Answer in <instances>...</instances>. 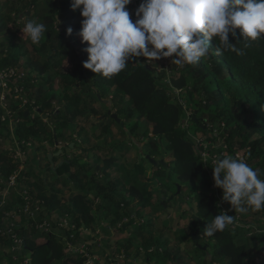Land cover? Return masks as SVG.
Segmentation results:
<instances>
[{
	"label": "trees",
	"instance_id": "obj_1",
	"mask_svg": "<svg viewBox=\"0 0 264 264\" xmlns=\"http://www.w3.org/2000/svg\"><path fill=\"white\" fill-rule=\"evenodd\" d=\"M42 4L44 6L41 7L40 20L47 26V32L41 41V46L33 45L29 38L21 44H6L3 41L0 43V70L18 69L20 58L28 54V51H21L24 45L30 44L31 50L40 51L36 58L28 60L25 65L19 68L20 70L31 71L27 78H21L20 81H26L25 85L30 86L31 92L37 94L36 106H40V111L42 113L51 112V117L59 119V122L53 129L44 121L40 112L34 117L32 114L26 115L30 106L23 109L20 106L21 100H12L10 109L12 113H16L14 129L10 126L12 118L4 117L7 114V109L0 106V141H3L2 138L13 140L12 134L16 133L23 147L27 148L26 145L29 142H35L37 146L44 145L47 152V141L50 140V144H53L54 141L66 137V140L71 138L67 142L68 149L73 151L79 148L80 152L87 151L90 155L97 156V159L89 167L86 166L82 157L75 154L73 158H66L57 169H53L48 154H46L47 162L42 167L50 178H44L40 175L41 173L38 175L27 169L19 170L18 162L13 160L9 156L8 150L2 148L0 144V186L2 184L4 186L6 181L9 183L11 176L19 172L16 177V188L28 187L26 190L31 195L29 199L31 208L34 210L37 206L39 207V216L36 219H31L26 214L20 215L22 222L20 225H12L16 221H0V250H3L5 255L7 252L6 256L9 258L10 264H26L25 260L28 253L32 254L30 264H83L82 257L77 258L73 255L74 253L72 254V251H66L64 237L70 236L72 231L78 232L82 227L94 226L93 202L90 201L91 199H87V202L81 205L76 200V196H73L77 195L78 192L84 195L86 191L91 189L98 192L108 202L107 214L104 215V218L113 224L118 222L123 224L130 217V213L125 210L126 207L136 204L145 206L151 201L153 202V192L149 191L150 184L146 182L148 179L145 180L146 164H151L148 156L153 157L158 162V164L152 163L156 177L169 179L159 175L163 173L160 169L162 166L171 167L172 170L179 169L176 172L178 174L177 186L175 187L176 194H178V187L186 183L189 187L193 186V182L202 184V186H209L211 179L208 177L202 162V152L205 148L194 139L198 132L202 136L197 137L201 136L203 140L208 141L214 140L209 144H213L212 147L216 148L215 151L222 149L216 144L221 138H224V142L228 145L229 153L245 149V155H248V160L254 169H260L262 177H264V34H261L260 39L246 46L240 30L237 29L235 36L229 34V41L235 45V51L229 50L223 55H217L216 49L219 45L218 41L213 38L210 42L208 56L202 58L197 65L179 66L172 63L173 69L170 67L171 71L164 67L159 71L156 61H147L146 58L139 57L129 61L126 69L118 75L105 78L83 66L88 59V53L85 50L81 52L80 47L85 46L86 49L88 45L86 43L78 45L75 35L81 30V22L84 18L79 9H72V0H42ZM38 5L39 1L37 0H9L6 4L8 10L3 12L4 18L0 20L2 21L0 36L2 29L8 28L9 22L13 23L16 32L23 27L16 22L12 16L13 13L29 12L32 6L38 7ZM48 7L50 11H45ZM134 7V4L127 6L130 12ZM134 17L135 14L132 15L133 21L135 20ZM74 24L77 25L73 26ZM69 27L76 29L71 36L67 34ZM54 70L60 74V85L63 88L61 95L51 94V91L44 92L45 84L53 88L54 77L51 75V71ZM176 71L180 74L177 75ZM33 73L37 74V77L44 78V82L37 85L34 81V78L37 79V77ZM105 85H108L114 92L109 101L110 104L104 103V99L111 90L105 89L107 92L103 91ZM31 92L29 97L33 98ZM120 93H123L124 96H121ZM98 94L102 97V101L98 100ZM9 97L12 95L10 94ZM53 100L59 104V109H56ZM95 101L102 103L106 108L113 103L112 113H117L122 121L125 117L128 122L122 126L121 121L116 122L107 110L99 118V124L94 122L91 124L93 136L97 135V130L100 128V137L104 140L88 150L82 148V145L73 135L77 127H81L79 134L83 135L85 140H89L88 131L79 125L77 120L78 118L100 115L99 110L91 106ZM124 106H129V109L125 111ZM213 107H217L216 113L213 111ZM17 114L19 116L18 121ZM210 114L216 115L215 121L210 117ZM108 119H111L113 123L107 122ZM132 120L140 122L146 120L152 123L151 130L143 136L144 143L147 141L152 147L147 155H141L140 159L138 157L135 163H131L132 167L128 168L118 163L120 157H115L114 152L117 151V153L122 154L124 150H128V142L130 141L133 142L135 148L139 147L135 140L138 126L137 124H130ZM186 120L191 122L187 127L185 125ZM216 120H218V128H215L213 124ZM114 123L120 129V134L125 137L123 141L108 142L109 135H111L110 124ZM127 123L130 124H128L129 128ZM209 123L212 124L211 127ZM223 123L227 126L228 135L225 131H221ZM70 125H73V130L67 132L59 130L60 128L62 130L68 129ZM153 131L158 133L151 136ZM129 138L130 140H127ZM163 141L166 145L163 144ZM71 142L75 144L74 147H71ZM160 148L165 154L171 152L174 159L173 166L168 165L169 162L166 163L165 161L166 165H164L158 157H155L162 155L161 158H165L166 155L162 154ZM104 149L106 152L108 151L109 157L100 164L99 153ZM64 150L66 151V148ZM153 153L157 154L154 155ZM35 156L38 157V155ZM57 157L54 156V162L58 161ZM255 157L259 158L256 162L254 161ZM116 164L119 170L123 171V174L117 177V180H112L109 186H105L104 181L110 174L109 170L114 168ZM97 171L102 172V176L96 174ZM27 175H33L36 180L27 179L23 181ZM34 187H36L35 193L32 191ZM166 187L173 189V185L170 183H166ZM16 188H12L6 209L12 207L17 209L27 204L24 197L20 196L19 193L16 194ZM67 192L72 194L73 199L71 197L68 199ZM219 193L223 196V192L219 191ZM116 194H121L122 204L120 208ZM71 199L72 202H70ZM194 199L196 202L194 217L199 225L201 238L196 242L205 243L206 241L214 244L211 246L214 254L213 256L210 255V260H207L210 253L209 247L204 249L205 244L199 243L201 244L198 248L199 255L201 257H203L202 254L205 255L203 261L206 259L207 262H213L216 260L214 258L217 257L224 260L223 264H249L253 257L263 251L260 246L257 248L255 245H258L257 242L259 241L264 245V231L248 237L247 235L250 230H253L250 224L252 218H263L264 210L240 214L241 223L244 222L246 227L244 225L235 226V222L225 231L218 232L213 237H206L203 232L204 228L215 215L224 211V207L218 203V195H213L201 188L196 191ZM135 200L138 201L134 202ZM160 200L163 201L162 198ZM164 204L167 205L168 203L165 202ZM225 205L229 210L231 209L229 203L225 202ZM158 206L161 207L163 204L159 202ZM57 213L58 215L69 216L75 227H59L56 222ZM138 213L140 214L141 211ZM228 214L234 216L238 213L230 210ZM44 221H48L52 228H59L60 230L48 232L38 229L36 223L39 224ZM252 221L254 222V220ZM137 228V239L129 240L125 245L126 252L132 245L139 246L142 244L147 251L146 253L150 254L147 259L148 263L153 260L151 253L164 254L166 260L164 264L169 260L175 264L179 260L178 254L170 251L163 252L159 249L162 245L160 236L156 240L155 234L151 237L146 234L140 235L143 234L142 225ZM9 229H12V232H8ZM14 234L22 240V243L16 242ZM188 237L193 241L191 235ZM241 237H245V239L241 240ZM40 238L44 241H39ZM86 239V236H83L82 241ZM255 240L259 241L250 247ZM154 244H156V248L149 253V247ZM3 259L4 257L0 255L1 263ZM156 263L161 264L159 259Z\"/></svg>",
	"mask_w": 264,
	"mask_h": 264
},
{
	"label": "rangeland",
	"instance_id": "obj_2",
	"mask_svg": "<svg viewBox=\"0 0 264 264\" xmlns=\"http://www.w3.org/2000/svg\"><path fill=\"white\" fill-rule=\"evenodd\" d=\"M9 0H0V20H2V18H4V13L5 11H7V6L6 4L8 3ZM39 1V5L38 7H33L29 10V12L27 11H23L21 13H13V17L15 18L16 22L18 24H21V26L25 25V23L27 22V20L29 19H37L39 22H41V7L44 6L42 4V0H37ZM142 2V0H132L131 4H134V9L131 11V13L135 14L136 11V6L137 8L139 7L140 3ZM45 11H50V8H46ZM79 11V10H78ZM31 14V15H29ZM51 14V13H49ZM52 15V14H51ZM68 16H70V14H68ZM53 18V16H52ZM135 18V17H134ZM54 19V18H53ZM77 21V20H76ZM2 25V21H0V27ZM77 24H74L73 26H75ZM13 23L9 22L8 28L7 29H2V34L0 36V43H2L3 41H5L6 44H10V43H16V44H21L24 40H26L28 37L25 35L23 37V32H22V28L16 32V30L13 28ZM57 26V25H56ZM73 31H76V29H73ZM15 32V33H14ZM76 42L78 43V45L80 43H84L82 42V38L76 34ZM42 43H40L39 45H36L37 47H40ZM32 46L30 44L28 45H24L22 47V52L28 51L27 56H24L22 58H20V65L18 67V69L16 68H11V70L14 71V73H12L13 71L11 70H6L7 72H5L4 70H0V84L3 83L4 86H6V88L8 87V91L7 89H5L4 95H5V99H2V96L0 98V105H4L7 109V114L4 115L5 116H9V118L11 117L12 120H10V126L13 127L14 126V116L16 115V113H12L11 112V107L10 106V102L12 100H21L22 102L20 103L21 108L25 109L28 106H30L29 110L27 111V115L28 114H32V116H36L38 114V112L41 113V115L44 117V121L51 126L53 129L54 127L57 126V123L59 122V119L56 118H52L51 117V112L48 113H42L40 111V106L37 107L36 106V96L37 94L35 92H31L32 89L29 86H26L25 82H21L20 79L21 78H27V75L31 72V71H25L23 69H19L22 65H25L27 63L28 60H32L33 58H36L37 55H39L40 51H34L31 50ZM81 52H83L85 50V46H81ZM1 51V50H0ZM172 59L171 57L169 58H163V60H158L157 62V69L159 71H161L163 69V67L166 70H170L173 69L172 67ZM171 67V69H170ZM5 73H2V72ZM33 72V71H32ZM51 75H53L54 77V83H53V88H50V86L48 84H45L44 87V92L47 93V91H51L50 93H57L58 95L63 94V88L60 85V74L56 73V71H51ZM12 74L14 76H12ZM35 74V73H33ZM176 74L179 75L180 72L176 71ZM37 77V74H35ZM32 79V78H31ZM34 81L37 85L42 84L44 82V78H40L37 77L34 78ZM32 80V83L34 82ZM8 83V84H7ZM105 92H107L105 89H111L108 85H105L103 88ZM0 90H1V86H0ZM30 92L33 95V98L29 97ZM102 92V91H101ZM113 90H110V93H108L107 97L104 99V103L105 104H110L106 103L105 101H110L113 97ZM177 93H179L177 91ZM12 95V97H9V95ZM121 96H124L123 93H120ZM46 96V95H45ZM115 96V94H114ZM98 100L102 101V97L100 96V94H98ZM4 103V104H3ZM53 104L54 106H56V109H59L60 106L59 104L56 102V100H53ZM113 104V103H112ZM111 104V105H112ZM111 105H108V108H110ZM96 109L99 110L100 115L93 117L91 116L90 118H78L77 123L83 127L86 128V130L88 131V135H89V140H85L83 135L79 134V131L81 129V127H77L76 131L74 132L73 137L76 138L78 140V142L82 145V148L85 149H91L93 147H95V144H99L101 143L104 138L100 137L101 136V129L99 128L97 130V137L93 136V131L91 129L92 127V122L99 124L100 123V117H102V114L106 113L108 108H106V106L102 105V103L95 101L93 105ZM125 107V111L129 109V106H124ZM114 107L112 106V111H113ZM213 111L216 113L217 111V107H213ZM116 112V111H115ZM124 117V115H122ZM104 117V116H103ZM121 117V116H120ZM210 117L213 118V120L216 118L215 114H210ZM18 114H17V121H18ZM106 120V118H104ZM20 120V119H19ZM117 122V119H115ZM124 123L128 122L126 121V118H123ZM200 121V120H199ZM215 121V120H214ZM218 120H216L215 123H213L215 125V128H218ZM107 122L109 123H113L111 119H108ZM191 122H185V125L187 127V125H190ZM110 124L111 126V135H109L108 138V142L112 143L115 141H123L124 140V136L120 134V129L118 128L117 124ZM122 124V123H121ZM129 123H127L128 126ZM130 124H137L138 126V132L135 135V140L137 142V145H139V147H134V144L132 141L128 142V150H124L121 153H117L114 152V156L115 157H120L118 159V163L127 166L128 168L132 167L131 163H135V161L138 160V157L140 159L141 155L143 154H148L151 151V145L146 141L144 143L143 140V136L147 131H150L152 128V123L148 122V121H136V120H132L130 121ZM129 124V125H130ZM210 127H211V123H209ZM122 126H125V124ZM227 126H225V124L223 123V128L221 129V131H225V133L228 135L229 132H227ZM129 128V126H128ZM11 129V128H10ZM14 129V127H13ZM12 129V130H13ZM60 131H70L73 130V125H70L68 129H64L62 130L61 128L59 129ZM219 130V129H217ZM220 131V130H219ZM156 133L158 132H151V136L156 135ZM197 136L201 135V133H197ZM195 137L194 139L197 141V143L199 145H203L205 150L202 152V162L205 165V169L208 173V177L211 179V184H209V186H202V184H196L195 182H193V186L191 185V187H189L188 183L183 184V186H180V191L178 190L176 194L175 192V187L176 182L178 181V174L176 172L179 171V169H175L172 170L171 167H166V166H162L160 167L161 172L159 175H162L164 177H167L169 179L166 180L163 179V177H156L155 176V170L152 166H154L152 163H148L146 164V178L145 180H147L146 182H148L150 184L149 187V191L153 192V202L151 201L150 204L147 205H133L129 207H126L125 210L128 211L130 213V217L123 222V224L118 223H111L109 220L104 218V215L107 214L106 208H107V200L106 198L102 197V195L98 194V192L94 191V190H89L86 191L83 194L81 193H77V195H74L73 197L76 198V200L79 202V204L83 205L87 202V199H91L90 201L93 202V212H94V217H95V221H94V226H88V228L82 227L77 231H72V233L70 234V236H65L64 237V241H65V249L66 251H72V254L79 258L82 257L83 258V264L87 263V258L85 256V251L86 248L83 245V236L86 235V238L88 239L89 242H87L88 245H90L95 252L94 257L95 259L99 262V264H106L105 260L107 259L108 262H110L109 264H158L156 262H158V259L160 260L161 264H164L165 260V255L162 253H151V257L153 260L150 261V263L147 262V259L149 258L148 253H146V249L144 248V246L142 244H140L139 246H131L128 249V252H126L125 250V245L129 242V240H135L137 239V231H138V226L142 225V232L143 234L140 235H147L148 237H151L152 235H154L155 239L158 240L159 236H160V241L162 242V245L160 246V250L163 252L166 251H170L172 253H176L178 254L179 260L175 263V264H203V263H207V264H223V259H219L217 257H215L214 259H216L213 262L210 261H206V259L203 261V259L205 258V255L202 254L203 257H201L199 255V250L198 248L201 246V244H205L203 246V248L207 245V248L209 249L210 253L209 256H207V260H210V255L213 256V250L211 248V246H213V243H209V242H196L195 240H191L189 239L188 235H191L192 233H194L197 229H199V225L197 224V222L195 221V199H194V195L196 193V191L198 189H203L204 191L210 192L213 195H218L219 196V201L218 203L220 205H222L224 207V211H228V213L230 212L229 208L225 205V202L222 201V195H220L219 191L223 192L222 189L217 188L215 186L214 183V179H213V168H212V161L213 159H217V158H223L225 156H237L239 155V157L244 160L246 163H248L250 166H252L254 168V166L250 163V161L248 160V155H245V149H239L238 151L236 150L235 152L229 153L228 152V145L224 142V138H221L220 140H218L216 142L217 146L219 145V148L221 146V150L219 151H215L216 148L212 147V145H210V142H213L214 140L208 141V140H203V137ZM12 138L11 139H4L2 138L3 141H0V144L2 145V148H4L5 150H8L9 156L13 158V160H15L16 162H18V167L19 170H30V171H34L35 173H37L39 175V173H41L40 175L44 178L49 177V174H47L44 170L42 165L44 163L47 162V160L45 159V155L50 153V151H52L53 153H56L58 150H62L60 155H54V156H58L57 162H54L55 166H58L62 161H65L66 158H73L74 155L78 154V156L82 157L83 161L86 163V166L91 167L96 159L97 156H93L90 155L89 152L84 151V152H80L79 148H76V150L74 149L73 151L71 149L67 148V142L70 141L71 138H62L59 141H54L53 144H50V140L47 141V152L43 146H37V144L35 142H29L26 147H23L17 136L16 133L12 134ZM16 138V139H14ZM127 140H130L127 139ZM148 140V139H146ZM44 143V144H46ZM57 143V145H56ZM163 144L166 145L165 141H163ZM74 143L71 142V147H74ZM163 145V146H164ZM66 148V151L64 150ZM163 148V147H162ZM109 150V149H108ZM160 151L162 152V149L160 148ZM154 155H156L157 153H153ZM162 154L166 155L165 158H161V156H155L158 157V159H160L159 161H165L166 163H168V165L173 166L174 162H173V157L171 156V152H169V154H165V152H162ZM35 155H38V157H36ZM109 157V153L108 151L106 152L105 149L102 150L99 153V163L102 164L105 159ZM259 158L254 159V161H258ZM166 163H163L164 165H166ZM118 165L116 164V166H114V168H112L111 170H109L110 174L108 176V178L104 181V185L105 186H109L110 182H112V180H117V177L122 176L123 171L119 170V168L117 167ZM52 167V166H51ZM57 169V168H56ZM102 172L97 171L96 174H99L100 176H102L101 174ZM19 174L15 173V175L11 178L10 182L5 183V185L3 186V184L0 186V221H16L14 224L12 225H20L21 219H20V215L22 214H26L29 218L31 219H36L39 216V207L37 206L34 210L31 208V203L29 202V199L31 197V195L28 193V191L26 189H28V187H24V188H16L17 187V183L13 184L12 179L14 181H16L15 179L16 176ZM171 174V175H169ZM155 176V177H154ZM264 178V177H261ZM30 180V181H34L35 177L33 175H27L26 178L23 179V181L25 180ZM36 180V179H35ZM111 180V181H110ZM166 183H170L171 185H173V189H167L166 187ZM179 183V182H178ZM191 183V182H189ZM180 184V183H179ZM12 188H16V194L19 193L20 196L24 197L27 204L25 206H20L19 208L16 209V207H12L11 209H6V205L8 203V200L11 196V191ZM36 187H34L32 189V191L35 193ZM155 190V191H154ZM123 192L121 191V194ZM15 194V195H16ZM121 194H116L117 196V202H118V207L120 208V205L122 204L121 201ZM14 195V196H15ZM72 194H70L69 192L66 193V196L68 197V199L71 197ZM13 196V197H14ZM148 196V195H147ZM17 197V196H16ZM73 197H71L73 199ZM87 197V198H86ZM174 197V198H173ZM160 198L163 199V201L160 200ZM72 199L70 200V202H72ZM133 201V200H132ZM131 201V202H132ZM138 200H135L134 202H137ZM159 202H161L163 204V206H158ZM167 202L168 204L165 205L164 203ZM14 206V205H13ZM144 206V207H143ZM26 207H28V211H26ZM157 207V208H156ZM138 211H141V213L139 214ZM57 218H56V222L57 225L61 228L63 227H71L74 228L75 224H73L69 218V216H62L61 214L58 215L57 213ZM236 223L235 226H245L246 224L244 222L241 223V215L238 213L236 214ZM254 220V222L252 221ZM252 220L250 221V224L253 227V230H250V232H248V236L253 235L254 233H258V232H262L264 231L263 226H264V217L263 218H259V217H254L252 218ZM11 224V223H10ZM36 227L42 231H46L45 229L40 227V224H38V222L36 223ZM106 227V229H104ZM12 229H9V231H11ZM60 229H54L52 230V228H50V230H48V232L50 231H54L57 232ZM4 233V231L2 232V234ZM72 239L73 242V248L68 247V242L69 239ZM201 238H199L198 240H200ZM244 238L241 237V240H244ZM139 240V239H138ZM39 241H44V239H39ZM259 241V240H255L254 242L251 243L250 247H252L253 245H255V243ZM139 243H141V241H139ZM196 243V244H195ZM258 245H255V247L258 248V246H260L263 251L257 255H260L264 252V245H262L261 241L257 242ZM156 248V244L152 245L149 247V253L152 252L154 249ZM257 248H253V249H257ZM82 251V252H81ZM83 253V254H82ZM0 255L4 257L2 263L0 262V264H10V260L9 258L5 255V252L3 250H0ZM5 255V256H4ZM258 257V256H257ZM209 258V259H208ZM219 259V260H218ZM26 260H30L31 258H26ZM73 264V263H72ZM174 264V263H172Z\"/></svg>",
	"mask_w": 264,
	"mask_h": 264
},
{
	"label": "clouds",
	"instance_id": "obj_3",
	"mask_svg": "<svg viewBox=\"0 0 264 264\" xmlns=\"http://www.w3.org/2000/svg\"><path fill=\"white\" fill-rule=\"evenodd\" d=\"M132 0H72L79 9L82 27L78 35L88 46L83 66L105 78L126 69L139 57L147 61L173 58L179 66L197 65L208 56L210 42L218 41L217 55L233 50L229 34L239 29L246 46L264 34V0H142L135 20L127 6ZM33 45H39L47 26L29 19L22 28ZM69 27L67 34L71 36ZM215 186L223 190L222 201L235 213L264 210V178L239 155L213 159ZM236 215L220 211L203 232L213 237L236 222Z\"/></svg>",
	"mask_w": 264,
	"mask_h": 264
},
{
	"label": "built area",
	"instance_id": "obj_4",
	"mask_svg": "<svg viewBox=\"0 0 264 264\" xmlns=\"http://www.w3.org/2000/svg\"><path fill=\"white\" fill-rule=\"evenodd\" d=\"M11 70V69H10ZM5 72H7L6 70H4ZM2 72V73H5V72ZM9 71V70H8ZM11 71H13V70H11ZM12 73H14V71L12 72ZM12 76H14L13 74H12ZM8 84V83H7ZM0 86H1V93H0V98H1V96H2V99H5V95H4V92H5V89H7V91L9 90L8 89V87L6 88V86H4L3 85V83L2 84H0ZM4 104V103H3ZM2 108H6L4 105L2 106V105H0ZM14 176V175H13ZM13 176H11V178L13 177ZM17 177V176H16ZM11 178H10V180H11ZM16 180V179H15ZM11 183H13V184H15L16 183V181H14L13 179H12V182ZM26 211H28V207H26ZM40 224V227L41 228H43V229H45L46 231H48V230H50V228H52L51 227V224L48 222V221H44L43 223H39ZM55 228H52V230H54ZM10 232H12V230L10 231ZM86 236V235H85ZM14 237H15V239H16V242L17 243H22V240L20 239V238H17V235H15L14 234ZM87 242H89L88 241V239H86L85 241H83V245L82 246H84L85 248H86V253H85V256H86V258H87V263L86 264H99V262L95 259V257H94V252H95V250L90 246V245H88L87 244ZM68 247H69V249L70 248H73V242H72V239H69V242H68ZM71 251V250H70ZM82 252V251H81ZM83 254V253H82ZM258 256V257H257ZM105 262H106V264H109L110 262H108V260L106 259L105 260ZM25 263L26 264H30V260H25ZM249 264H264V252L262 253V254H260V255H256L255 257H253L251 260H250V262H249Z\"/></svg>",
	"mask_w": 264,
	"mask_h": 264
},
{
	"label": "water",
	"instance_id": "obj_5",
	"mask_svg": "<svg viewBox=\"0 0 264 264\" xmlns=\"http://www.w3.org/2000/svg\"><path fill=\"white\" fill-rule=\"evenodd\" d=\"M105 102H106V103H109L108 100L105 101ZM108 112H109L110 114H112V117H113L114 119H117L118 122L121 121V123L124 125V121H122V120L119 118L118 114H117V113H112V105L110 106ZM26 115H27V114H26ZM55 137H56V136H55ZM56 145H57V143H56ZM61 152H62V150H58L56 153H53L52 151H50V153H49V155H48V158H49V160H50V162H51V166H52L53 169L58 168L59 166H61V165L64 163V161H62L58 166H55V165H54V160H53V159H54V155H60ZM148 158H150L151 163H153V164H158V162H157L153 157L148 156ZM160 162H161V163H165V162L162 161V160H161ZM160 162H159V163H160ZM178 190L180 191V187H178ZM199 232H200L199 229H197L194 233L191 234V237H192L193 240L198 241V239L200 238ZM204 249H207V245L204 247ZM27 257H28V258H31V257H32V254H31V253H28ZM166 264H172V261L169 260V261H167Z\"/></svg>",
	"mask_w": 264,
	"mask_h": 264
},
{
	"label": "crops",
	"instance_id": "obj_6",
	"mask_svg": "<svg viewBox=\"0 0 264 264\" xmlns=\"http://www.w3.org/2000/svg\"><path fill=\"white\" fill-rule=\"evenodd\" d=\"M136 9H137V6H136ZM131 13V12H130ZM134 13H131V18H132V15H133Z\"/></svg>",
	"mask_w": 264,
	"mask_h": 264
},
{
	"label": "flooded vegetation",
	"instance_id": "obj_7",
	"mask_svg": "<svg viewBox=\"0 0 264 264\" xmlns=\"http://www.w3.org/2000/svg\"><path fill=\"white\" fill-rule=\"evenodd\" d=\"M108 111H109V108H108Z\"/></svg>",
	"mask_w": 264,
	"mask_h": 264
}]
</instances>
